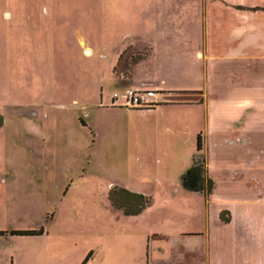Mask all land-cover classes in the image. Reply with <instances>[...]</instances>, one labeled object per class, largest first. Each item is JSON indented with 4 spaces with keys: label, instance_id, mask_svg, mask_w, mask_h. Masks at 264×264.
Returning a JSON list of instances; mask_svg holds the SVG:
<instances>
[{
    "label": "rangeland",
    "instance_id": "1",
    "mask_svg": "<svg viewBox=\"0 0 264 264\" xmlns=\"http://www.w3.org/2000/svg\"><path fill=\"white\" fill-rule=\"evenodd\" d=\"M117 1L32 0L25 8V0H0V176L7 175L2 174L7 147L17 146L19 170L10 186L19 196L21 225L42 223L48 233L20 239L21 264H76L86 248L96 253L100 241L124 240L110 228L115 213L106 194L112 186L153 197L177 186L185 192L179 179L184 164H191L185 152L193 138L167 160L157 152L154 115L101 108L112 93L129 88L118 87L111 71L124 73L146 55L132 48L129 38L141 32L142 6ZM144 71L136 67L134 83L149 76ZM216 145L208 148L211 172L217 187L224 188L227 172L214 156L224 155L232 167V159L237 161L232 157L243 154ZM243 167L247 180L253 169L247 163ZM251 187L245 185V195Z\"/></svg>",
    "mask_w": 264,
    "mask_h": 264
},
{
    "label": "crops",
    "instance_id": "2",
    "mask_svg": "<svg viewBox=\"0 0 264 264\" xmlns=\"http://www.w3.org/2000/svg\"><path fill=\"white\" fill-rule=\"evenodd\" d=\"M31 1L25 0L23 7L30 8ZM127 2L142 6L137 15L141 32L130 33L129 38L130 46L146 55L124 73H111L118 87L156 90L148 100L153 106L130 109L109 100L101 108L154 115L157 152L167 160L187 138H193V144L185 154L194 155L199 135V153L213 186L206 198L183 188L185 192H178V186L175 192L160 190L154 197L126 189L149 197L150 203L136 216L109 206L115 213L110 228L125 239L117 245L100 241L96 253L86 248L76 264L85 258L84 264H264V0ZM120 55L116 54L114 67ZM139 65L149 76L134 83ZM190 82L196 85H186ZM208 138L215 140L208 143ZM214 144L243 154L232 157L237 159H232V167L224 155L214 156L227 172L224 188L217 187L211 172L208 148ZM16 147H7V170L2 171L7 175L0 176V264H21L17 255L21 238L48 235L42 223L21 225L19 196L10 186L19 170ZM246 163L253 169L247 180ZM245 185L252 186L250 195L244 194ZM22 231L36 233L19 234Z\"/></svg>",
    "mask_w": 264,
    "mask_h": 264
},
{
    "label": "trees",
    "instance_id": "3",
    "mask_svg": "<svg viewBox=\"0 0 264 264\" xmlns=\"http://www.w3.org/2000/svg\"><path fill=\"white\" fill-rule=\"evenodd\" d=\"M153 106V105H152ZM150 106L149 108H151ZM2 118L0 116V126ZM201 149L199 135L196 137V152L192 155L191 164L180 176V186L190 192L200 193L206 198L213 186L212 180L207 175L205 160L199 153ZM106 200L111 208L120 210L125 216L140 214L150 203V198L141 194L130 192L126 189L112 186L108 189ZM34 231H22L21 235H31ZM87 258L80 264H84Z\"/></svg>",
    "mask_w": 264,
    "mask_h": 264
},
{
    "label": "built area",
    "instance_id": "4",
    "mask_svg": "<svg viewBox=\"0 0 264 264\" xmlns=\"http://www.w3.org/2000/svg\"><path fill=\"white\" fill-rule=\"evenodd\" d=\"M153 95L154 92L150 90L127 88L120 95L112 93L110 103L130 109H147L152 106V104H149L148 98H152Z\"/></svg>",
    "mask_w": 264,
    "mask_h": 264
},
{
    "label": "bare ground",
    "instance_id": "5",
    "mask_svg": "<svg viewBox=\"0 0 264 264\" xmlns=\"http://www.w3.org/2000/svg\"><path fill=\"white\" fill-rule=\"evenodd\" d=\"M87 51H88V53H87V54H88V55H90V54H91V53H90V50H89V49H87Z\"/></svg>",
    "mask_w": 264,
    "mask_h": 264
},
{
    "label": "water",
    "instance_id": "6",
    "mask_svg": "<svg viewBox=\"0 0 264 264\" xmlns=\"http://www.w3.org/2000/svg\"><path fill=\"white\" fill-rule=\"evenodd\" d=\"M85 53L87 54V53H88V51L86 50V51H85Z\"/></svg>",
    "mask_w": 264,
    "mask_h": 264
}]
</instances>
